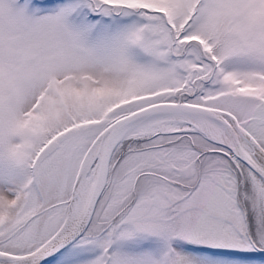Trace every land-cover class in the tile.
Here are the masks:
<instances>
[{"label":"snow or ice","instance_id":"snow-or-ice-1","mask_svg":"<svg viewBox=\"0 0 264 264\" xmlns=\"http://www.w3.org/2000/svg\"><path fill=\"white\" fill-rule=\"evenodd\" d=\"M0 264H264V0H0Z\"/></svg>","mask_w":264,"mask_h":264}]
</instances>
